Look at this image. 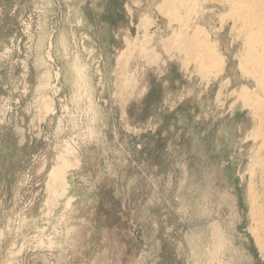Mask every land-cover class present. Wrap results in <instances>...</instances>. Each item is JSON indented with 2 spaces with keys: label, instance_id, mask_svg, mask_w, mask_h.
Instances as JSON below:
<instances>
[{
  "label": "rangeland",
  "instance_id": "rangeland-1",
  "mask_svg": "<svg viewBox=\"0 0 264 264\" xmlns=\"http://www.w3.org/2000/svg\"><path fill=\"white\" fill-rule=\"evenodd\" d=\"M164 2L0 0V264H264L233 37L206 78Z\"/></svg>",
  "mask_w": 264,
  "mask_h": 264
},
{
  "label": "bare ground",
  "instance_id": "bare-ground-1",
  "mask_svg": "<svg viewBox=\"0 0 264 264\" xmlns=\"http://www.w3.org/2000/svg\"><path fill=\"white\" fill-rule=\"evenodd\" d=\"M164 3L167 6L168 2ZM166 10L167 14L173 11L170 20L178 23L181 30L176 42L189 54H195L192 56L200 62L199 70L210 80L229 74V58L222 51L219 38L227 28L230 30L233 40L227 54L235 52L238 76H229L221 83L219 97L232 89L231 105L247 109L252 116L253 128L249 133L254 151L248 170L251 172L249 200L257 224L254 232L258 238L264 237V0H171ZM216 15L220 16V29L210 30L209 20ZM213 33L217 40L213 39ZM201 34L205 35L204 39Z\"/></svg>",
  "mask_w": 264,
  "mask_h": 264
}]
</instances>
